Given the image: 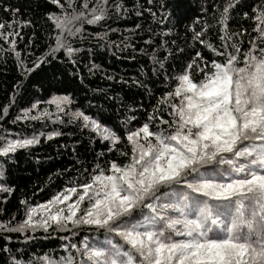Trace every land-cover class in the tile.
Returning a JSON list of instances; mask_svg holds the SVG:
<instances>
[{
	"label": "snow or ice",
	"instance_id": "1",
	"mask_svg": "<svg viewBox=\"0 0 264 264\" xmlns=\"http://www.w3.org/2000/svg\"><path fill=\"white\" fill-rule=\"evenodd\" d=\"M47 3L46 45L39 54L23 55L20 29L34 25L4 5L12 16L0 21V49L16 58L19 77L0 106V121L26 99L13 124L73 126L101 148L93 147L96 162L66 187L44 202L21 199L23 217L0 221V250L9 253L10 264H264V0L256 7L213 0L212 23L196 16L186 26L184 47L168 38L182 22L173 11L178 0ZM145 13L163 26L159 32L139 22ZM133 16L137 23L127 34L113 27ZM144 30L151 33L144 40L149 49L133 43ZM96 48L113 56L129 50L146 55L150 76L141 65L137 75L117 79L95 62ZM170 59L179 67L169 66ZM84 69L123 86L119 92L92 89L111 102L108 115L116 110V123L108 122L103 106L89 113L64 90L66 73L84 85ZM125 88L140 101L129 102ZM63 135L57 128L0 133V181L6 179L4 163L18 151ZM62 171L68 169L56 175ZM13 191L0 183V192ZM38 233L45 239L65 233L58 237L61 253L12 255L13 234L28 243Z\"/></svg>",
	"mask_w": 264,
	"mask_h": 264
},
{
	"label": "trees",
	"instance_id": "2",
	"mask_svg": "<svg viewBox=\"0 0 264 264\" xmlns=\"http://www.w3.org/2000/svg\"><path fill=\"white\" fill-rule=\"evenodd\" d=\"M133 2L135 0H128L129 6ZM139 2L144 3V0H139ZM220 2L223 3V0H220ZM178 3L180 7L174 8L173 11L180 12L182 22L178 27L174 28L173 34L168 38L176 40L175 47H184L186 26L196 16L202 15L205 20L210 24L212 23V15L210 13L213 0H178ZM246 3L252 7H256L260 4V0H246ZM5 4L20 10L16 14L17 20H31L32 25H34V27L28 26L20 29L21 37L23 38H17L18 50L22 55L29 51L39 54L46 45L47 38L45 33L50 31V25L46 22L44 13L50 10L52 6L47 3V0H0V21L12 16V13L4 10ZM201 8L207 9V13H202ZM246 10L250 11V9ZM139 22L144 24L145 29L151 25L156 32H159L163 27L162 25L153 23L147 13H145ZM136 23L137 19L133 16L120 21L118 24L114 23L113 27H119L122 32L127 34L126 30L132 29ZM212 31L214 33L215 29ZM33 33H35L34 37ZM149 35L151 33L146 30L138 31L133 38V43L138 48L144 47L145 49H149V46L144 44V40ZM30 38H32L31 44H29ZM119 38V34L112 36V39L118 40ZM154 39L158 40V37H154ZM206 55H210V53L206 52ZM131 56H135V59H131ZM94 59L96 63L103 66V71L109 74H115L117 79L120 76L128 79L137 75L141 65L147 66L150 76L151 64L147 56L140 53H132L131 50L122 54L117 53L116 56H113L108 51H101L99 48H96ZM174 62L178 68L180 64L178 60L174 61L170 59L168 65L171 66ZM84 63H87V59H85ZM18 77L16 58L6 55L0 49V106L9 102L12 85L16 83ZM83 77L85 83L81 85L79 80L68 77L66 73L64 90L74 93L77 106L82 107L89 113L95 114L96 107L103 106L108 122L110 124L116 123L118 120L117 111L112 110L111 114L108 115L111 102L104 99L102 94L94 93L92 89H107L111 86L112 89L119 92L123 86L103 79L100 73L90 76L87 69L83 70ZM152 79L155 80L156 78L153 77ZM155 88L157 90L156 94L159 95V91L162 90V85L157 82ZM123 95L129 99V102L132 98H135L137 102L140 101V94L135 91L129 92L125 88ZM143 103L149 105L150 108V103L147 98H144ZM151 103H155V99ZM90 104L92 107H89ZM21 106H28L26 99L20 100L17 105L10 109V117L6 122L0 121V133L8 132L14 135L23 129L30 134L33 129L47 132L53 128H57L64 135L46 142L42 141L41 144L34 146L30 150L18 151L14 160L4 163V167L7 170L6 179L0 181V183H6L12 186L14 191L11 194L0 192V221H7L13 216L16 220L23 217V206L20 204L21 199H25L30 203L44 202L55 192L66 187L70 180L77 178L78 170L82 173L83 168L90 169L93 166L96 162L94 159L95 151H99L101 148L99 143H95L94 145L89 144L87 131L82 134L80 130L73 126L50 124L42 127L41 124L35 122H32L30 127L24 123L13 124L11 117L19 114ZM69 133L72 135H69ZM76 141H80V143H76ZM60 145H67V147H60ZM93 147L95 151H93ZM77 160H80L82 163H77ZM100 162L103 163V159ZM58 169H68V171H62L57 176L56 171ZM50 176L51 180L49 179ZM5 196H7L6 200L4 199ZM63 235L65 233H56L45 239L43 233H38L35 240L26 243L22 237L18 238L13 234L10 244L12 247V255H18V250L32 257L43 255L45 252L59 255L61 253L59 245L62 241L58 237ZM3 243L4 241L0 240V247H2ZM0 264H10L9 253L3 250H0Z\"/></svg>",
	"mask_w": 264,
	"mask_h": 264
}]
</instances>
